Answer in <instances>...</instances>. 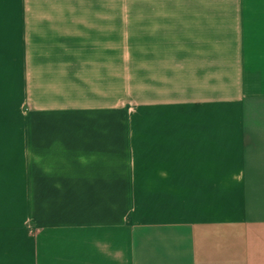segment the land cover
I'll use <instances>...</instances> for the list:
<instances>
[{"label":"crops","instance_id":"1","mask_svg":"<svg viewBox=\"0 0 264 264\" xmlns=\"http://www.w3.org/2000/svg\"><path fill=\"white\" fill-rule=\"evenodd\" d=\"M0 264H264V0H0Z\"/></svg>","mask_w":264,"mask_h":264}]
</instances>
